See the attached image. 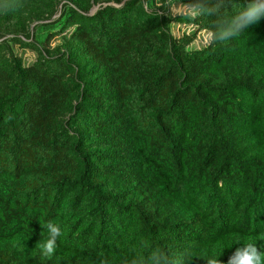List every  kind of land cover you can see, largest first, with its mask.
Segmentation results:
<instances>
[{
	"label": "trees",
	"instance_id": "16d2710c",
	"mask_svg": "<svg viewBox=\"0 0 264 264\" xmlns=\"http://www.w3.org/2000/svg\"><path fill=\"white\" fill-rule=\"evenodd\" d=\"M169 3L0 0V264L264 252V17L196 48Z\"/></svg>",
	"mask_w": 264,
	"mask_h": 264
},
{
	"label": "clouds",
	"instance_id": "9594fccd",
	"mask_svg": "<svg viewBox=\"0 0 264 264\" xmlns=\"http://www.w3.org/2000/svg\"><path fill=\"white\" fill-rule=\"evenodd\" d=\"M235 0H216L208 6V0H189L188 3H182L180 0H170L169 7L174 15H189L195 13L193 17L216 16L215 27L205 29L206 40L212 42H225L239 37L244 30L252 24L257 23L264 17V0H251L242 10L230 15L228 9L233 7ZM178 5V6H177ZM48 238L45 241H39L42 253L51 256L56 248L57 241L63 233L61 227L51 221L47 224ZM196 258H193L191 264H195ZM132 264H161V257L153 253L147 261L143 258L133 259ZM164 264H168L167 258H164ZM205 264H221L219 257H212L205 261ZM227 264H264V252L258 250L257 244L249 242L236 248L229 257Z\"/></svg>",
	"mask_w": 264,
	"mask_h": 264
},
{
	"label": "rangeland",
	"instance_id": "374dc122",
	"mask_svg": "<svg viewBox=\"0 0 264 264\" xmlns=\"http://www.w3.org/2000/svg\"><path fill=\"white\" fill-rule=\"evenodd\" d=\"M177 6H178V5H177ZM95 10H96V8L93 9V11H95ZM170 12L173 14L171 8H170ZM173 15H174V14H173ZM182 29H183V28H179L178 25L174 26V27H173V30H172L173 35H174L175 37H181V35H182L183 33L190 32L188 29H186V31H185V30L182 31ZM60 42H61V39H56V40L52 41L51 45H52V46H55V45L59 44ZM194 47H195V45H194ZM17 51H18L19 54L22 56V58H23V60H24V63H30L32 60H34V54H32L31 52H29V51H24V52H23V51H19V50H17Z\"/></svg>",
	"mask_w": 264,
	"mask_h": 264
},
{
	"label": "built area",
	"instance_id": "2783aa9c",
	"mask_svg": "<svg viewBox=\"0 0 264 264\" xmlns=\"http://www.w3.org/2000/svg\"><path fill=\"white\" fill-rule=\"evenodd\" d=\"M189 30V29H188ZM190 31V30H189ZM188 33V32H187ZM209 44V42L206 40V32H200L198 35H197V37H196V39H195V41H194V43H193V45H195V47L196 48H200V47H202V46H206V45H208Z\"/></svg>",
	"mask_w": 264,
	"mask_h": 264
}]
</instances>
